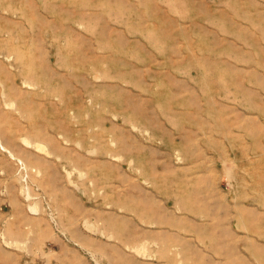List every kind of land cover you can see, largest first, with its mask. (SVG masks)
Segmentation results:
<instances>
[{"label":"rangeland","instance_id":"obj_1","mask_svg":"<svg viewBox=\"0 0 264 264\" xmlns=\"http://www.w3.org/2000/svg\"><path fill=\"white\" fill-rule=\"evenodd\" d=\"M0 144V264H264V0H0Z\"/></svg>","mask_w":264,"mask_h":264},{"label":"bare ground","instance_id":"obj_2","mask_svg":"<svg viewBox=\"0 0 264 264\" xmlns=\"http://www.w3.org/2000/svg\"><path fill=\"white\" fill-rule=\"evenodd\" d=\"M24 141L29 143V141H27V140H25V139H24ZM0 145H1V144H0ZM1 146H2V148H3L4 150H7L8 153H9L12 157H14L13 154H12L7 148H5V147L3 146V144H2ZM34 146H35L37 149H41V150L43 149L42 145L39 144V143H35ZM24 168H25V167H24Z\"/></svg>","mask_w":264,"mask_h":264}]
</instances>
